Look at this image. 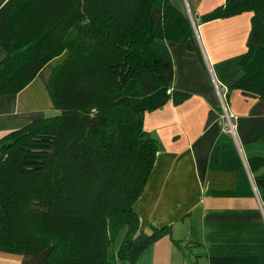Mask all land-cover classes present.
<instances>
[{"label": "trees", "instance_id": "16d2710c", "mask_svg": "<svg viewBox=\"0 0 264 264\" xmlns=\"http://www.w3.org/2000/svg\"><path fill=\"white\" fill-rule=\"evenodd\" d=\"M243 11L251 12L250 30L231 87L262 97L264 0H224L199 20ZM193 39L189 16L170 0L0 4V95L64 55L46 81L57 113L0 136V251L46 250L42 264H135L167 233L169 225L144 230L134 206L160 147L143 118L186 97L173 87L167 41L194 47ZM255 140L264 145V128ZM248 162L256 171L264 156ZM254 182L264 190V172Z\"/></svg>", "mask_w": 264, "mask_h": 264}, {"label": "crops", "instance_id": "0c3cea01", "mask_svg": "<svg viewBox=\"0 0 264 264\" xmlns=\"http://www.w3.org/2000/svg\"><path fill=\"white\" fill-rule=\"evenodd\" d=\"M170 1L190 13L194 47L167 41L173 87L187 95L144 114L143 125L160 147L134 206L144 230H169L135 264H264V190L254 182L264 166L255 171L248 162L264 156L255 140L264 128V96L231 87L242 75L251 12L200 21L224 0ZM4 53L0 45V60ZM61 58L49 60L18 92L0 95V136L54 112L46 81ZM223 109L236 115L233 134L224 128ZM45 256L46 250L0 251V264H42Z\"/></svg>", "mask_w": 264, "mask_h": 264}, {"label": "built area", "instance_id": "2783aa9c", "mask_svg": "<svg viewBox=\"0 0 264 264\" xmlns=\"http://www.w3.org/2000/svg\"><path fill=\"white\" fill-rule=\"evenodd\" d=\"M189 18L193 22V19H192L190 13H189ZM222 116L224 119L225 130L233 134L235 131L234 119L236 118V115L226 111L225 109H223Z\"/></svg>", "mask_w": 264, "mask_h": 264}, {"label": "rangeland", "instance_id": "374dc122", "mask_svg": "<svg viewBox=\"0 0 264 264\" xmlns=\"http://www.w3.org/2000/svg\"><path fill=\"white\" fill-rule=\"evenodd\" d=\"M64 57V55H62V58ZM57 110L55 109L54 110V112H52L50 115H53L54 113H57L56 112ZM122 231L120 232V234H119V236H118V238H117V240L115 241V243H116V246L120 243V239L122 238ZM187 243H189L190 244V242H187ZM191 244H193V242H191ZM194 248H197L196 247V245H195V247ZM124 264V263H123Z\"/></svg>", "mask_w": 264, "mask_h": 264}]
</instances>
